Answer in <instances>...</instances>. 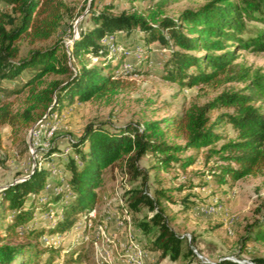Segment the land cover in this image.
Masks as SVG:
<instances>
[{"label":"trees","instance_id":"trees-1","mask_svg":"<svg viewBox=\"0 0 264 264\" xmlns=\"http://www.w3.org/2000/svg\"><path fill=\"white\" fill-rule=\"evenodd\" d=\"M0 1L10 7L8 13H0V80L11 81L30 70V77L23 84L27 87L45 74L65 76L62 81L48 82L36 93L30 90L25 100L27 108L21 113H13L7 104L0 105V126L27 127L33 122L31 114L36 110L39 117L44 113L57 117L65 106L114 93L121 82L112 79L110 72L118 64L111 65L115 55L109 53L107 46L100 45V41L118 32L126 38L134 31L140 32L146 50L155 41L166 48L161 78L181 88L219 82V76L222 82H246L247 93L222 92L212 101L200 107L192 106L182 115L142 122L138 127L106 131L100 126L86 125L75 140L69 141L73 156L67 157L64 164L69 202L64 204L63 192L47 196V202L59 209L48 234L68 230L80 214L88 216L96 201L95 190L101 183L103 170L118 165L126 176L132 180L140 178L144 184L146 176L137 162L145 153L157 155V163L163 168L176 163L177 167L185 169L193 164V158L181 159L176 155L215 143L219 139L215 131L221 125H230L236 136L222 144L218 151L209 150L226 163L218 166V174L214 176L216 183L223 185L226 179L237 181L264 170V112L252 105L264 102V75L250 74L249 69L234 63L238 51L264 53V0H209L197 9L181 11L174 20L160 17L169 0H150L152 3L144 12L123 9L118 14L108 13L115 1L109 0L100 5L99 11L90 13L92 28L70 35L69 55L76 59L88 54L96 64L72 69L61 64L66 56L57 55V46L30 51L24 58H18L16 47L20 39L31 45L49 40L64 18L72 19L71 0ZM126 1L132 4L136 0ZM249 25L252 26L250 33ZM243 34L246 38L241 37ZM219 108H231L232 112L219 114L210 121L207 114ZM169 133L181 137L183 145H167L162 137ZM54 151L49 149L45 155L48 157ZM47 175L36 166L28 176L0 190V217L5 212L11 217L3 226L4 236L0 237V264H28L37 257V241L43 232L26 227L37 209L35 196L44 187ZM59 185L57 182L54 187ZM128 191V209L136 212L146 207L151 213L136 222L145 237L146 249L159 252L158 261L164 258L175 261L185 255L181 253L182 238L168 226L160 208L161 192L155 191L150 197L137 188ZM30 195L32 198H27ZM45 210L48 213L49 209ZM251 239H264V219L254 220L248 226L240 239V249ZM4 240L7 242L1 243ZM255 263L264 264V260H255ZM203 264L240 263L220 260Z\"/></svg>","mask_w":264,"mask_h":264},{"label":"rangeland","instance_id":"rangeland-1","mask_svg":"<svg viewBox=\"0 0 264 264\" xmlns=\"http://www.w3.org/2000/svg\"><path fill=\"white\" fill-rule=\"evenodd\" d=\"M149 1L136 0L130 4L126 0H115L114 8L108 13L118 14L123 9L144 12L152 3ZM207 1L169 0L160 17L174 20L181 11L197 9ZM105 2L109 0H71L72 19L64 18L45 42L31 45L20 39L16 44L18 58L26 57L30 51L57 46V55L66 56V62L61 64L70 69L96 64L88 54L76 59L69 55L70 35L92 28L90 13L99 11ZM9 11L10 7L0 1V13ZM247 28L249 33L252 32V26ZM100 45L107 46L109 53L115 55L111 65L118 64L110 72L112 79L121 82L114 93L65 106L57 117H48L45 113L39 117L36 110L31 114L33 122L27 127L0 126V190L25 178L36 166L48 174L44 187L35 196L37 209L26 227L43 232L37 241L38 255L28 264H135L138 258L140 264H203L220 260L256 264L255 260H264V239H251L243 249L239 246L248 226L254 220L264 219V170L237 181L226 179L223 185L217 184L214 178L218 166L226 163L209 150L216 152L222 144L234 140L236 132L230 125L216 129L219 139L215 143L177 154L181 159L193 158V164L185 169H180L176 163L163 168L157 163V155L145 153L137 162V167L146 176L144 184L140 178L132 180L126 176L118 165L103 170L101 183L95 190L96 201L88 216L80 214L68 230L48 234L59 209L47 202V196L63 192L64 204L69 202L70 195L65 192L67 173L64 172L66 158L73 156L69 141L75 140L86 125L100 126L106 131L138 127L142 122L182 115L192 106L200 107L222 92L247 93L246 82H222L221 76L219 82L200 83L189 88L163 80L162 63L167 49L155 41L146 50L138 31L127 38L118 32L112 41L103 40ZM237 54L234 63L249 69L250 74L264 75V53L238 51ZM30 74V70H25L14 80H0V105L7 104L13 113H21L27 108L25 100L30 90L36 93L48 82L65 78L49 73L31 86H23ZM252 105L264 112V102H253ZM231 112V108H219L209 112L207 117L213 121L219 114ZM162 140L169 146L184 143L173 133L164 135ZM49 149L55 151L47 157L45 154ZM57 182L60 185L54 187ZM132 188L144 190L150 197L155 191L161 192L160 208L168 226L182 238L181 253L185 255L175 261L168 258L158 261L159 252L146 249L145 237L137 229L136 222L151 213L146 207L136 212L127 208L128 190ZM10 218L8 212L0 217V237L4 236L3 226Z\"/></svg>","mask_w":264,"mask_h":264},{"label":"built area","instance_id":"built-area-1","mask_svg":"<svg viewBox=\"0 0 264 264\" xmlns=\"http://www.w3.org/2000/svg\"><path fill=\"white\" fill-rule=\"evenodd\" d=\"M103 40L106 41V42L108 43V42L112 41V37H106V38L102 39L101 41H103ZM101 43H102V42H101ZM193 253L196 254L195 251H193ZM134 262H135V264H140V262H139V258H138L137 260H135ZM244 263H246V262H244ZM246 264H252V263H246Z\"/></svg>","mask_w":264,"mask_h":264}]
</instances>
